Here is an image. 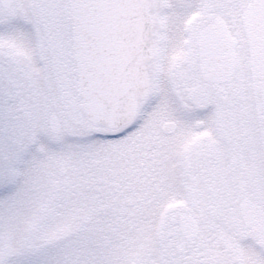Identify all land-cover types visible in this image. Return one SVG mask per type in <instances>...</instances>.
Instances as JSON below:
<instances>
[{
	"label": "snow or ice",
	"instance_id": "obj_1",
	"mask_svg": "<svg viewBox=\"0 0 264 264\" xmlns=\"http://www.w3.org/2000/svg\"><path fill=\"white\" fill-rule=\"evenodd\" d=\"M0 264H264V0H0Z\"/></svg>",
	"mask_w": 264,
	"mask_h": 264
}]
</instances>
